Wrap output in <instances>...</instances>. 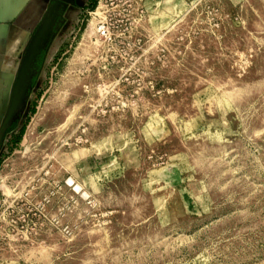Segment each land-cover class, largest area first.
<instances>
[{
	"label": "rangeland",
	"instance_id": "rangeland-1",
	"mask_svg": "<svg viewBox=\"0 0 264 264\" xmlns=\"http://www.w3.org/2000/svg\"><path fill=\"white\" fill-rule=\"evenodd\" d=\"M66 19L0 109V264H264V0Z\"/></svg>",
	"mask_w": 264,
	"mask_h": 264
},
{
	"label": "crops",
	"instance_id": "crops-1",
	"mask_svg": "<svg viewBox=\"0 0 264 264\" xmlns=\"http://www.w3.org/2000/svg\"><path fill=\"white\" fill-rule=\"evenodd\" d=\"M94 1L0 0V88L5 84L8 90L0 95V109L8 105L9 91L19 78L27 79L28 90L34 88L56 35L66 25V15L88 10ZM6 117L1 114L0 124Z\"/></svg>",
	"mask_w": 264,
	"mask_h": 264
},
{
	"label": "trees",
	"instance_id": "trees-1",
	"mask_svg": "<svg viewBox=\"0 0 264 264\" xmlns=\"http://www.w3.org/2000/svg\"><path fill=\"white\" fill-rule=\"evenodd\" d=\"M96 1H97V0H95L94 2H92V3L89 5L88 9H92V8H94V6H95V4H96ZM16 126H17V124L14 123V124L12 125V127H11V130H12V129H15ZM23 133H24V127L20 130V134L16 137L15 142H19V141H20V139H21Z\"/></svg>",
	"mask_w": 264,
	"mask_h": 264
},
{
	"label": "water",
	"instance_id": "water-1",
	"mask_svg": "<svg viewBox=\"0 0 264 264\" xmlns=\"http://www.w3.org/2000/svg\"><path fill=\"white\" fill-rule=\"evenodd\" d=\"M69 0H57V2L56 3H62V2H68ZM39 44V42L37 43V45ZM14 99V101H15V98H13ZM16 100H17V97H16ZM16 102V101H15ZM10 118H12V111H10V112H8V114H7V117H6V119L4 120V122H9V120H10Z\"/></svg>",
	"mask_w": 264,
	"mask_h": 264
},
{
	"label": "bare ground",
	"instance_id": "bare-ground-1",
	"mask_svg": "<svg viewBox=\"0 0 264 264\" xmlns=\"http://www.w3.org/2000/svg\"><path fill=\"white\" fill-rule=\"evenodd\" d=\"M30 137H31V133H30ZM32 138H33V137H32ZM32 138H31V139H32ZM33 139H34V138H33ZM29 140H30V139H29Z\"/></svg>",
	"mask_w": 264,
	"mask_h": 264
}]
</instances>
